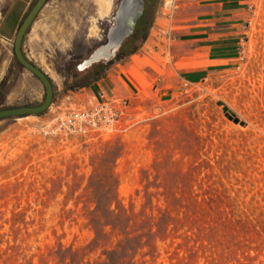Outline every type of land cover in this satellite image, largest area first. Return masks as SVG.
<instances>
[{
	"label": "rangeland",
	"instance_id": "rangeland-1",
	"mask_svg": "<svg viewBox=\"0 0 264 264\" xmlns=\"http://www.w3.org/2000/svg\"><path fill=\"white\" fill-rule=\"evenodd\" d=\"M107 1L108 17L94 23L97 40L86 52L82 42L71 52L29 51L54 83L53 102H59L66 87L83 78L94 63L115 57L118 50L80 69L81 62L107 41L119 0H111V5ZM246 23L240 58L231 68L188 88L177 82L171 69L166 86L171 94L163 96L150 87L128 96V112L112 130L89 128L46 137L41 126L66 113L53 102L42 113L0 120V251L13 243L21 246L10 263L60 237L65 244L91 238L82 216L91 157L106 144L118 143L122 153L114 175L125 208L138 212L148 202V212L157 211L169 201L174 207L173 197H181L182 205L175 206L180 217L186 208L200 211L199 220L184 219V225H216L213 236L223 244L212 249L214 257L224 264H264V0L250 1ZM14 40L0 41V109L38 105L45 97L42 82L18 62ZM76 99L71 108L95 102L85 91ZM75 174L78 183L73 187ZM69 211L75 213L67 218L64 212ZM12 225L27 227V232L15 237ZM171 238L158 240L159 262H170L164 248ZM210 254L200 251L196 264H204Z\"/></svg>",
	"mask_w": 264,
	"mask_h": 264
},
{
	"label": "crops",
	"instance_id": "crops-1",
	"mask_svg": "<svg viewBox=\"0 0 264 264\" xmlns=\"http://www.w3.org/2000/svg\"><path fill=\"white\" fill-rule=\"evenodd\" d=\"M35 1L0 0L1 42L9 44L16 36ZM250 1L172 0L171 5L168 0L150 2L151 23L137 48L113 63L100 79L76 91L67 89L66 95L53 105L57 103V109L66 112L82 91L98 99L101 94L128 97L154 87L168 96L171 69L177 73V82L196 84L213 72L231 68L240 58ZM106 10L110 12L106 0H47L24 37L26 57L32 61L29 51L71 52L80 42L86 52L97 40L94 23L108 17ZM86 22L87 31L82 32ZM52 45L57 47L51 48Z\"/></svg>",
	"mask_w": 264,
	"mask_h": 264
},
{
	"label": "trees",
	"instance_id": "trees-1",
	"mask_svg": "<svg viewBox=\"0 0 264 264\" xmlns=\"http://www.w3.org/2000/svg\"><path fill=\"white\" fill-rule=\"evenodd\" d=\"M150 2L155 4L157 0H145V9L138 18L134 32L122 43L115 57L107 62L94 63L91 71L67 86V89L83 87L100 79L113 63L137 48L138 39L146 37L151 23L153 12H150ZM121 153L122 148L118 143H108L102 152L91 157L93 171L85 186L86 205L82 211V216L88 220L85 227L92 233L87 242L65 244L60 237L55 243L38 248L29 257L23 255L20 262L10 263L15 257L14 252L21 247L13 243L0 251V256H6L3 264H166L157 260L160 256L158 240L166 242L168 237L172 238L164 248L166 253H170V262L167 264H196L200 251L205 250L211 251V254L206 255L204 264H224L212 252V249L223 244L220 238L213 236L216 225L197 221L184 225V219L199 220L200 211L196 208L190 212L186 208L180 217L179 208L176 209L175 206L178 203V206L182 205L181 197H173L174 207H171L169 201L165 208H158L157 211L151 208L150 212L147 210L148 202L138 212L128 210L121 204L114 175V163ZM77 183L78 177L75 174L72 186L75 187ZM148 199L150 201L149 194ZM87 203H93L94 207L91 208ZM173 211L177 213L174 214ZM74 213L75 211L64 212L67 218ZM17 215L19 214L14 213V216ZM184 227L186 229L181 232ZM22 230L27 232V227H10V232L15 237Z\"/></svg>",
	"mask_w": 264,
	"mask_h": 264
},
{
	"label": "built area",
	"instance_id": "built-area-1",
	"mask_svg": "<svg viewBox=\"0 0 264 264\" xmlns=\"http://www.w3.org/2000/svg\"><path fill=\"white\" fill-rule=\"evenodd\" d=\"M168 2L171 5L172 0ZM190 85L188 81L183 82L184 88ZM128 109L129 98L101 94L92 105L69 108L64 115L44 123L41 133L52 137L86 131L89 128L112 130L123 119Z\"/></svg>",
	"mask_w": 264,
	"mask_h": 264
},
{
	"label": "water",
	"instance_id": "water-1",
	"mask_svg": "<svg viewBox=\"0 0 264 264\" xmlns=\"http://www.w3.org/2000/svg\"><path fill=\"white\" fill-rule=\"evenodd\" d=\"M47 0H36L23 21L21 22L18 31L14 40V53L18 60V62L27 70L32 72L44 85L45 88V97L44 100L38 105H20L13 107H5L0 109V120L10 117L16 116L21 117L30 114H39L47 110L55 97V87L51 77L39 66H37L33 61H31L28 57H26L23 51V41L24 37L34 21L35 17L42 9ZM145 7V0H140V6L135 14H133V20L131 22V30L126 36L121 40L118 48L120 47L122 41L129 36L136 26L137 20L140 15L143 13ZM126 14V9L122 8L119 13H117V18L119 19L121 15ZM120 20V19H119ZM119 23V21L117 20ZM118 50V49H117Z\"/></svg>",
	"mask_w": 264,
	"mask_h": 264
},
{
	"label": "bare ground",
	"instance_id": "bare-ground-1",
	"mask_svg": "<svg viewBox=\"0 0 264 264\" xmlns=\"http://www.w3.org/2000/svg\"><path fill=\"white\" fill-rule=\"evenodd\" d=\"M107 1V3H112ZM108 4V5H109ZM111 5V4H110ZM140 6V0H119L118 4L111 15V25L108 30L107 42L94 50L91 58L85 59L81 64L80 68L84 69L85 67L90 66L93 62H97L102 58H109L112 56L118 49V46L121 40L128 34L131 30V22L133 14H135ZM125 8L126 14L120 16V20L117 18V13ZM109 11V10H108ZM107 11V12H108ZM106 12V13H107ZM119 21V23L117 22Z\"/></svg>",
	"mask_w": 264,
	"mask_h": 264
},
{
	"label": "flooded vegetation",
	"instance_id": "flooded-vegetation-1",
	"mask_svg": "<svg viewBox=\"0 0 264 264\" xmlns=\"http://www.w3.org/2000/svg\"><path fill=\"white\" fill-rule=\"evenodd\" d=\"M137 21H138V20H137ZM136 24H137V23H136ZM135 27H136V26H135ZM134 30H135V28H134ZM133 32H134V31H133ZM133 32H132V33H133ZM132 33H131V34H132ZM131 34H130V35H131ZM130 35H129V36H130ZM129 36H127V37L122 41V43H123V42H124ZM106 42H107V41H106ZM106 42H105V43H106ZM105 43H104V44H105ZM122 43H121V45H122ZM102 45H103V44H102ZM102 45H100V47H101ZM121 45H120V46H121ZM98 48H99V47H98ZM119 48H120V47H119ZM119 48H118V49H119ZM93 52H94V51H93ZM93 52H92V53H93ZM92 53H91L87 58H85V59H89V58H91ZM85 59H84V60H85ZM102 59H106V58H102ZM102 59H100V60H102ZM84 60H83V61H84ZM100 60H99V61H100ZM83 61H82V62H83ZM82 62H81V63H82ZM93 63H94V62H93ZM85 68H86V67H85ZM85 68H84V69H85ZM80 69H81V68H80Z\"/></svg>",
	"mask_w": 264,
	"mask_h": 264
}]
</instances>
